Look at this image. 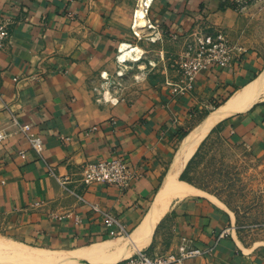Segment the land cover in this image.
I'll return each mask as SVG.
<instances>
[{"label":"crops","instance_id":"obj_1","mask_svg":"<svg viewBox=\"0 0 264 264\" xmlns=\"http://www.w3.org/2000/svg\"><path fill=\"white\" fill-rule=\"evenodd\" d=\"M245 1L238 7L236 0H153L147 24L139 27L133 26L138 0H0V20L10 22L0 49V131L9 134L0 140V229L67 250L123 238L116 260L104 264H125L167 231V251L182 239L202 251L182 264H264V249L240 244L232 213L195 187L149 234L128 237L150 213L181 142L207 110L217 108L214 103L261 72L254 42L263 33L252 27L258 17L249 14L256 0ZM200 24L224 28L245 52L228 68L199 73L190 94L175 96V60L183 39ZM125 43L139 55L116 67L115 54ZM129 71L130 85L120 88ZM13 118L33 126L42 155ZM92 126L97 129L87 133ZM213 132L264 152V99L226 117L206 138ZM117 155L138 171L125 190L83 184L85 164ZM104 213L122 229L106 227Z\"/></svg>","mask_w":264,"mask_h":264},{"label":"rangeland","instance_id":"obj_2","mask_svg":"<svg viewBox=\"0 0 264 264\" xmlns=\"http://www.w3.org/2000/svg\"><path fill=\"white\" fill-rule=\"evenodd\" d=\"M249 14L258 17L252 27L255 31L263 33V36L255 38L254 42L262 59L260 72L264 68V0H256L250 7ZM116 55L114 63L117 67L119 62ZM126 64L130 65V61ZM122 78L120 88L127 89L130 85V71L125 72ZM113 86H107L110 93H113ZM212 110H207V113ZM204 115L203 112L199 119ZM182 177L202 194L213 197L232 213L234 222L231 228L235 230L242 246L264 249V152H255L251 147L231 142L222 133L213 132L204 140ZM0 234L28 245L57 249L17 238L2 229ZM170 241L171 233L167 231L161 239L154 240L148 250L164 253L169 248Z\"/></svg>","mask_w":264,"mask_h":264},{"label":"built area","instance_id":"obj_3","mask_svg":"<svg viewBox=\"0 0 264 264\" xmlns=\"http://www.w3.org/2000/svg\"><path fill=\"white\" fill-rule=\"evenodd\" d=\"M152 1L149 0L147 4V0H138L133 15V26L138 25L136 22L137 8H141L144 5L146 18ZM245 2V0H236L235 3L238 7H242ZM67 15L71 19L74 17L73 13H68ZM9 25L10 22L8 20L4 18L0 20V49L4 48L8 41ZM150 27L152 26L150 25ZM134 35L137 37L140 36L138 32H134ZM244 52L243 46L234 43L224 28H215L205 24L197 25L181 43L179 53L175 60L177 81L170 84L171 93L175 96L190 94L194 89L196 77L199 73L212 67L228 68ZM13 123L20 132L27 135L30 148L37 154L42 155L43 142L39 135L32 131L33 126L30 124L21 125L16 118H13ZM96 129L97 126H92L87 133H91ZM8 136V133L0 131V140ZM61 139L67 140L68 138L62 136ZM137 176V168L124 155H117L109 159L87 163L82 169V182L85 186L100 184L125 190L130 180ZM64 181L59 182L63 185L65 183ZM104 215V224L106 227L116 225L120 230L122 229L119 220L115 216L109 213H104ZM186 242L185 239H182L175 251H167L161 254L148 249L137 251L131 256H128L124 260V263L182 264L185 260L202 254L200 249L189 246Z\"/></svg>","mask_w":264,"mask_h":264},{"label":"bare ground","instance_id":"obj_4","mask_svg":"<svg viewBox=\"0 0 264 264\" xmlns=\"http://www.w3.org/2000/svg\"><path fill=\"white\" fill-rule=\"evenodd\" d=\"M148 3L149 0H147ZM136 22L139 27L147 24L144 5L141 8H137ZM119 50L117 58L121 63L136 58L140 52L138 48L130 49V46L126 43L121 44ZM119 72L123 74V70ZM263 99L264 68L254 80L236 90L225 103L217 108H213L203 123L197 129L190 132L182 141L152 204L150 213L128 235L129 238L137 239L149 234L155 224L168 213L175 202L195 193L193 186L181 180L179 176L211 129L226 117L235 113L244 112L255 102ZM122 240L123 238L113 239L107 242L67 250L32 246L0 234V264L112 263L116 260L117 254L122 249V245L119 246V242ZM145 244L146 242L139 245V247ZM131 250L135 251V248ZM128 253L130 255V250Z\"/></svg>","mask_w":264,"mask_h":264},{"label":"trees","instance_id":"obj_5","mask_svg":"<svg viewBox=\"0 0 264 264\" xmlns=\"http://www.w3.org/2000/svg\"><path fill=\"white\" fill-rule=\"evenodd\" d=\"M263 70V69H262ZM232 94V93H231ZM231 94H229V95H231ZM229 97V96H228ZM227 97V98H228ZM227 98H225L224 100H223V102L227 99ZM223 102H221V103H223ZM221 103H214L213 104V107H218ZM186 133L187 132H183L181 135H180V137H179V139H182L185 135H186ZM204 142V141H203ZM202 142V143H203ZM201 145L202 144H200V146L198 147V149L196 150V152L193 154V156L190 158V160L188 161V163H187V165L185 166L186 168H184V171H183V173L181 174V176H179V178L181 179V180H183V177H182V175L185 173V171L187 170V168H188V166H189V164H190V162L193 160V158L196 156V154H197V152L199 151V149H200V147H201ZM184 181V180H183ZM186 182V181H185Z\"/></svg>","mask_w":264,"mask_h":264}]
</instances>
